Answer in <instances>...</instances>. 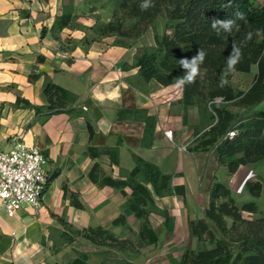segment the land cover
Listing matches in <instances>:
<instances>
[{"label":"crops","instance_id":"1","mask_svg":"<svg viewBox=\"0 0 264 264\" xmlns=\"http://www.w3.org/2000/svg\"><path fill=\"white\" fill-rule=\"evenodd\" d=\"M65 7L75 14L71 24L52 30L54 19ZM110 17L107 0H0V148H8L14 137L38 146L46 156L43 169L48 176L39 206H25L13 216L0 211V264H68L77 250L88 252L87 262L97 264L107 255V246L82 236L53 250L64 222L78 228L100 225L116 235L119 230L128 234L122 225L112 224L124 213L137 231L139 220L125 205L127 195L111 185L97 184L88 173L97 161L105 174L125 178L124 170L134 165L132 152L155 162L163 172L172 174V184L185 188L184 195L155 196L156 204L168 211L167 224L159 212L149 214L157 242L161 235L167 241L187 240L193 237L188 218L207 220L204 209L212 182L218 179L217 171L226 166L217 163L215 146L187 149L199 110L196 106L183 108L180 84L144 81L137 67L126 66L133 62L135 45L115 44L114 36L88 44L83 41L88 26ZM248 72L252 82L256 66ZM47 76L76 94L62 110L47 108L49 100L43 92ZM18 96L39 108L15 105ZM126 107L145 109L156 116L151 143L143 140V119L119 116V109ZM164 129L172 130L171 140ZM106 146L117 147L118 162L103 151ZM96 148L100 151L97 155L93 153ZM245 169H250L249 164L239 165L233 173L226 168L223 182L231 191L229 176L243 178ZM137 177L147 182L142 173ZM124 189L127 194L131 191L128 186ZM73 199L82 206H76ZM78 240L94 246L81 248L76 245ZM181 253L172 255L179 259Z\"/></svg>","mask_w":264,"mask_h":264},{"label":"trees","instance_id":"2","mask_svg":"<svg viewBox=\"0 0 264 264\" xmlns=\"http://www.w3.org/2000/svg\"><path fill=\"white\" fill-rule=\"evenodd\" d=\"M107 1L111 5V17L106 21L96 20L87 27L83 36L86 44L104 36H114L115 44L131 46L159 14L164 13L173 21L169 25L170 32L155 33L154 44L135 51L133 62L126 66L137 67L144 81L155 79L163 85L180 84L183 108H198L199 121L194 125V137L187 149L206 150L215 146L217 163L226 166L229 173L239 165L263 160L264 110L255 109V106L264 99V0ZM74 15L70 7H65L54 19L51 29L71 24ZM44 31L43 27L41 34ZM233 60L236 62L232 63ZM253 65L256 72L251 84L246 89L234 87L231 83L233 72H248ZM43 92L49 100L47 108L53 111L62 110L67 102L76 99L75 93L51 81L48 76L45 77ZM216 97L221 101L215 102ZM18 104L39 108L20 96L15 101V105ZM231 105L241 107L243 114L233 110ZM118 113L120 117L129 115L143 119V140L151 143L156 122L154 114H147L145 109L137 107L120 108ZM183 122H186L185 113ZM87 128L92 132L89 121ZM229 130H234V134L228 135ZM103 151L111 160L118 162L117 147L106 146ZM93 153L97 155L100 151L96 148ZM132 157L134 165L124 170L125 178L105 174L97 161L88 173L97 184L111 185L127 195L125 205L139 220L138 230H133L127 223L124 213L116 216L112 224L122 225L136 239L130 236L119 238L109 228L100 225L78 228L64 222L59 239L52 245L53 250L71 242L76 236L107 247H114L121 240L132 246L137 239L143 244L157 242L158 235L149 214L159 212L167 224L168 211L156 204L155 196L184 195L185 188L182 184H172V174L163 172L155 162L134 152ZM138 173L143 174L146 183L137 177ZM125 186L131 189L130 193L127 194ZM245 186L252 195L260 194L259 180H248ZM64 188L66 191V186ZM70 195L73 197L74 193L70 192ZM72 202L82 206L78 200L73 199ZM243 211L258 212L256 202L247 200L237 204L229 186L215 178L204 215L222 236H215L208 220L188 218L192 235L201 242L208 233L212 244L184 249L179 259L171 257L174 264H264V211L255 217H246ZM227 218L231 219L230 225ZM135 253H139L138 250ZM88 257V252L77 250L68 264H89ZM108 260L104 257L97 264H108ZM116 261V264H139L129 258Z\"/></svg>","mask_w":264,"mask_h":264},{"label":"rangeland","instance_id":"3","mask_svg":"<svg viewBox=\"0 0 264 264\" xmlns=\"http://www.w3.org/2000/svg\"><path fill=\"white\" fill-rule=\"evenodd\" d=\"M170 19H167L164 13L159 14L148 27L146 30L139 35L133 45L136 46V51L140 50L144 46H152L154 44V34L158 33L161 34L164 31L170 32L169 25L172 23ZM251 82V73L250 72H233L231 76V83L234 87H239L245 89ZM233 110L238 111L240 114H243V109L239 106L231 105L230 106ZM256 109L264 110V99L260 101L256 106ZM250 169H245L247 172L243 178L236 179L235 176H229L231 180V186L233 187L231 194L235 199L237 204H241L247 200H254L258 207V212L256 213H245L246 217H255L260 215L264 211V159L257 162L249 164ZM226 174V167H222L220 170L217 171V178L220 181H223ZM255 174L256 179L253 180H260L261 182V191L258 196H254L250 193V191L245 186V182L251 180L250 178ZM208 220V219H207ZM227 224L230 225L231 219L227 218ZM211 224V227L214 231L216 237L222 236L220 230L208 220ZM161 231V229H160ZM119 238H123L122 236H130L133 239H136L133 234H125L120 232H116ZM120 240V239H118ZM88 241L78 240L76 241V245L81 248L92 249L93 244L89 243ZM212 242L209 240L208 233L205 234V239L199 242L196 237H189L187 240L182 241H167L166 239H162L155 243L151 244H143L140 240H135L134 245L130 244L129 242L123 243L122 240L115 243L114 247L104 248L107 251V255L105 258H109L107 261L108 264H116V260L121 261L124 259H131L134 262L139 264H174L171 257L175 258L172 254H180L186 248H193L198 249L204 246H210ZM89 249V250H90ZM138 250L139 253H135ZM93 257V256H92ZM94 259V257H93Z\"/></svg>","mask_w":264,"mask_h":264},{"label":"built area","instance_id":"4","mask_svg":"<svg viewBox=\"0 0 264 264\" xmlns=\"http://www.w3.org/2000/svg\"><path fill=\"white\" fill-rule=\"evenodd\" d=\"M163 133L172 139L171 129H164ZM227 134L233 135L234 130ZM45 161L46 156L38 146L28 145L19 137H14L8 148H0V211L13 216L25 206L40 205L48 181L43 169Z\"/></svg>","mask_w":264,"mask_h":264},{"label":"clouds","instance_id":"5","mask_svg":"<svg viewBox=\"0 0 264 264\" xmlns=\"http://www.w3.org/2000/svg\"><path fill=\"white\" fill-rule=\"evenodd\" d=\"M200 56H201V58L203 57V53H201L200 54ZM236 61L235 60H233V62L232 63H235ZM189 79H191V78H189Z\"/></svg>","mask_w":264,"mask_h":264}]
</instances>
